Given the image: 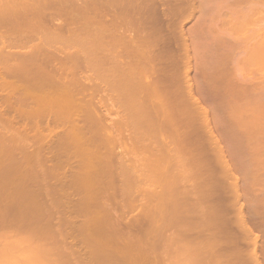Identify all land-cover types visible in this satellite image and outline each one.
I'll use <instances>...</instances> for the list:
<instances>
[{"label":"rangeland","instance_id":"rangeland-1","mask_svg":"<svg viewBox=\"0 0 264 264\" xmlns=\"http://www.w3.org/2000/svg\"><path fill=\"white\" fill-rule=\"evenodd\" d=\"M11 1H14L13 3H17V5H19L18 3L22 2L20 0H11ZM248 1L245 0V2L244 1L241 2L240 0H179V1L178 0H167V1L166 0H137V1L132 0V3H129V4L124 2V4H126V5L123 4L124 8L125 7H129V8H127V13L124 15H121V16H118V14H120V13L116 12L114 10L115 7L110 5V8H109V6L107 7L105 18L108 22H109V20L113 21V22L122 20L123 23L125 22L124 23L125 27H124V29L121 30V32H122V38L124 37V39L122 41H124V43L126 44L125 45L126 47L123 45V49L121 47L120 51H117L115 49L116 53L114 54V56H111V57H110L111 53L108 54L109 53L108 51L103 52V51H105L104 49L106 48V46H105L106 42L109 41V39H110L109 37L106 36L105 38H103L100 41L102 43H100V42H99V44L97 43L99 46H96L97 45L96 43H95L96 45H93L95 47H99L100 51H97L98 50L97 48L94 50L93 47L91 48V46H89L90 49L88 47V44H90V42H89L90 40L88 41L87 39L90 38V36L92 37L93 33L92 34L90 33L91 35L88 33H84L82 31L83 26H81V29H82L81 31H80V29L78 31H76L81 25V24L79 25V22H85L86 19L87 20H95L94 19L95 17H93L92 14H90V19H89V17H84V18L81 17L80 18V16L78 17L75 15L76 13H78V10H79V9L77 10L76 7L78 8L79 6H81V4L83 7L85 5L89 6V3H84V1H82V0H77V1L72 0L70 3L68 1H66L67 4H71V5L66 4V6H64L63 4L66 2L63 1L64 3L63 2L60 3L58 1L59 2L58 3L56 1L54 3L55 5L59 6L58 4L63 3L62 5L64 8L67 6H70L71 8L70 7H67V8L68 9L70 8L71 10L72 9L73 10L72 11L69 10V11H71L70 14H68L67 16L66 15L64 16L60 13L58 14L57 11L54 10L56 8V6H55V8H54V6L53 7H47V9L44 8L45 10L42 9V11L46 12L45 14L47 15V16H45V14H43L44 20L47 19L48 24L50 23V25H51V24H54L55 21H57L56 23H58L59 21H61V22L66 21V20L69 21L71 18V20L73 22H75L72 24L77 23L78 25H72V26L69 25L67 27L70 28V29L68 28L69 30H71L73 28L76 30H75V32H73L71 30L72 31L71 32V31L65 29V31H63V33H59L60 35H58V38L51 40V41L49 40V42L48 41L46 42L47 46L53 47V50H51L52 52L49 50L48 51L49 55L48 54L47 55L51 56V55L55 54L58 57L57 61H56V59L55 60L50 59V61H47L46 63H44V65L39 63V61H38V63L37 62L34 63L35 66L29 62L30 65H32L30 68L28 67L27 62L25 64L22 62L20 63V61L17 60V64H16V59H15V62H14V60L13 61H11L10 59H9L10 61L7 60L9 63L7 61H3V60L0 61V68H2V70L0 69V82L4 79L7 81L9 80V81H11V84L15 83V85H17L18 87L20 86L21 88L29 87L28 89L30 90V91L26 92L29 95H25L24 91H26L27 89L25 90L23 88L22 90H24V91H22V90H20L21 88L19 87V91H17V89H18L17 88L16 90H14L16 92H14V94H12L13 92H12L11 88H9V90L12 93L8 90L7 91L12 94V97L10 96V93H7L6 89L0 90V113H1V115H0V117H1L0 118V134H1V132L4 134L9 133L7 135L10 136L11 135L10 131L13 128H14L13 131L14 130L19 131V130H21V127H22V130L24 129V131L29 132L27 134H30V133L33 134V131L38 130V132L40 131V133L47 135L46 133H49L50 131H52V134H53V132L56 134V135L54 134V136L56 138L52 137L53 136L52 135L50 137L51 139H49L50 140L49 143L51 145L52 143H55L58 141L57 143H55L56 146H58L59 138L61 137V135L64 132H66V129L67 130L69 129L70 125L66 121H64V122L61 121L63 123L62 124L61 122H59L57 120H56L57 121L56 122L54 120L53 116H55V115H54V113L52 114V112L55 108L51 111V113H50V111H48L50 114L47 111H40L39 107L35 103V98L38 96V94L43 93V92L45 93L46 90H44V89H47L46 92L49 95L48 98L51 100L52 99H59L60 97L63 98V97H67V96L68 97L73 96L72 98L75 99V98H79L81 95H84V97H86V95H92L93 94L92 97H93V100L95 102H99V100L100 101L102 100L101 101L102 103L104 102V104H101L99 106V110H100L99 113L102 116L106 115V121H108V123L110 122L108 125H110V127L113 130H115L118 127L120 128L121 126H123L121 128H123L122 132L124 133V141L125 142H128L127 139H129V138L132 140L131 136H133V135H131V133L135 134L134 137L137 136L138 140L136 139L134 141L137 143V144L134 143L135 144L134 152H136V153L133 154L134 152H132V153L130 152L131 154H129V157L131 155V157H130L131 159H128V160H130V161H132V163L134 162L136 164L144 161L143 167H141V168L145 169L144 168V165L146 167L145 161L147 162V159H149L152 161V163L154 162V164L157 167V168L152 167L153 166L152 164H149V166H147L151 169L153 168V170H151V171L154 172L153 176H155V177H153V179H150V178L149 179L154 180L155 183L153 181L151 184V181L148 182V181H143V180H142L143 183H141V184L136 182V183H138V187H139V185L141 187L143 185L144 187L147 186L150 189V190H147V192H139V193L137 192L136 193V191H138V190L134 191L135 196L137 195L136 199L139 200L141 202V204H143L142 202L147 201L146 200L147 194H149V195L154 194L156 197H158V198L160 197L162 199V200H160L158 198L157 199L154 198V199L158 200L156 203H155V200L152 199L153 205L155 206V207L153 206L155 211L159 210L160 212H179V210H180V211L184 212V210L187 209L188 212H187V210H185V212H187L185 215V218H186L187 214L190 211L189 209L192 210V208L199 210V211L200 210L203 211L202 212L203 214H204V212L211 213V211L214 210L213 213L216 212V216L217 217L220 216V218H221V216H223L224 221H225L224 222L225 224H221V229L224 228L226 234L222 240L217 242V244L219 243L218 245L221 244L223 246L222 248H224L226 250V246H225L226 244H227V249H228V248H230L231 245L233 246L232 243H234V242H236L235 244H237V243L241 244L243 242L242 243L243 248L244 247L246 248L249 246V244H248L249 241L252 240L250 242V246L252 245V248H253V246L255 244L257 246V248L260 249V250L256 249V251L258 250L257 254H259V251H261V250L264 252V198L261 197L264 195V164H263L264 163V131L250 129L251 131L254 132L253 133V132H250V130L248 128L247 129L232 128L230 126V124L228 123V119H227V116L231 110V107L224 109L225 107H229L230 105L229 106L223 105L221 108H218L217 106H219V105L215 103L218 99V96H219L218 95L219 87H221V85H222L221 83L223 81V80H221V77L222 78L225 77L224 73H226V72L232 73L234 70V67L236 66L235 65L236 56L234 55L235 57H233L232 56L233 54H231V55L228 54L229 49H227L226 46H224L225 43H223L221 41V39H219L221 34H224V36L227 38L230 37V34H232L233 37L238 36L237 35L238 32L237 33L235 31H234L235 33L233 32L234 28H233V24L231 25L232 21L230 20L231 21V23H230L227 20L229 12L233 11V10H239V13H240V11H242V13H240V14H244L245 13L244 11H246L247 15H245V16L248 17L251 24L246 29V26H248V23H247V25L245 26L246 30L245 29L244 30H245V33H247V35H249V36H250V34H251V36H252V34H255V33H253V31L262 33L263 29H264V26H263L264 25V0H248ZM8 2H9L8 0H0V6L1 5L5 6V5H7ZM24 2L25 1L23 0V3H20V5L24 4ZM133 2H134V4H133ZM10 4L8 3V5L5 7L1 6V9H0V16H1L0 17V20H1L0 23H1V25L2 24L4 25V27L2 25V28H0V32H2V33H0V35L4 36V37L2 36L3 39L1 37V39H2L1 41H4V39H7V37H11L12 34L16 35L17 33H19L18 30L23 28L24 24L27 26V24L24 23V21L17 19L15 11H16V13L20 12V11H17L19 6L17 7L16 5L11 4L12 6L17 7L15 9H13V10H15L13 12V10L11 9L12 6ZM25 4H27V2H25ZM253 4H254V8H256L255 5L258 4V10H256L257 9L256 8V9H254V10H256V13H253L254 10H252V12L249 13L248 11L250 9H253V6H252V8H250V5H253ZM9 5H10V7H9ZM28 5H29V2H28ZM170 5H172V6H170ZM6 7L8 10H5ZM21 7H20V9H22ZM3 8H5V9H3ZM68 9H66V11H68ZM69 11L67 13H69ZM236 12L238 13V11H236ZM40 14L42 15V13H40ZM71 14H74V16L73 15L71 16ZM41 15H38L35 17H37V19L40 17H41V19H43L42 18L43 15L42 16ZM216 16H218V18H220V17L224 18L225 22H223V23L222 22H216V23L213 22V20L215 19ZM75 17H76V19H75ZM18 18H20V17L18 16ZM12 22H14V23H12ZM253 23H254V25H253ZM259 25L261 28L259 27ZM3 28H5V29H3ZM13 28L16 30H13ZM24 29H25V27H24ZM24 29H21V31ZM259 29H262V31ZM7 30H11L12 32L7 31ZM14 31H18V32L15 33ZM182 33H183V35H181ZM239 34H241V33H239ZM257 34H259V33H257ZM69 35L72 36L71 39L69 38ZM252 38H253V36L251 37V40L249 39L248 41L242 42L239 47L245 46L246 43H247V45H249V44L252 45L256 40L255 37L253 39ZM258 39H259V37H258ZM248 42H249V44H248ZM250 42H252V43H250ZM260 43H262V42L260 41ZM1 44H2V42H1ZM255 44H256V42H255ZM241 45H243V46H241ZM1 46L2 45H0V50H1L2 54H5V53L9 54V52H11L10 54L16 53V55H18V54L22 55V53H25V51L26 52L28 51V48H27L28 45L26 47H21V46L15 47V46H13V48H10L7 46V51H9V52L4 53V50H3V48H1ZM2 47H4V49H5V46H2ZM106 49H108V48H106ZM263 50L264 49L261 48L260 51L264 52ZM225 52H227V53H225ZM236 52L237 51H235V53ZM113 53L114 52H112V54ZM167 53H170V54L172 53V56L169 57L168 55H166ZM241 53L242 52H240V55H241ZM67 54L71 55L75 59L74 58L72 59L70 56V60L68 58L66 60L65 58L69 56ZM100 54H102V55H100ZM117 54H118V56H117ZM238 55H239V53H238ZM93 56H95V57H93ZM96 56H98V57H96ZM112 57H115V58H112ZM95 58H97V59H95ZM104 58H106V59H104ZM111 58H112V60H111ZM118 58H120L119 61L116 60ZM121 59H122V62H120ZM48 62H49V64H48ZM38 64H39V66L37 67ZM5 66L6 67L9 66L8 68L18 66L17 67L18 70L21 69V72L23 71L22 73L24 76L22 74H20V75L22 77H24L26 81H24L22 79V77H17L19 75V73H21L20 71H19L18 75H15L13 73L14 76L17 78H15L13 76V74L10 73L12 76L11 77L12 79L9 78L10 76L7 77V79H6V73L8 72V68L4 69ZM155 66H156V68H155ZM242 66L244 67L245 64L242 63L241 67ZM25 67L27 68L28 71L25 69ZM41 67H43V68H41ZM247 67L245 66V68H247ZM68 68L72 69V70L74 68L75 69L71 73L70 72L68 73L66 71L65 72L62 71V70H68ZM152 68L155 70H153ZM160 68L164 69L163 70V72H165L164 75H162L160 73L161 72L160 70H162ZM245 68L243 70H240L239 73H242L244 77L255 78L254 79L255 82L259 83L260 81H262V79L264 77V69L258 70L256 73L253 74L252 72L250 73L251 70H248ZM6 69H7V71H6ZM52 69L53 70L56 69L59 72H57V74H53V73L50 74L51 72H53ZM25 70H26V72H25ZM44 71H46V72H44ZM27 73H28V75H27ZM40 73H41V75H40ZM1 74H2V76H1ZM16 74H17V72H16ZM156 74H158V75H156ZM42 76H44V77H42ZM154 76H156V77H154ZM51 77L52 78L54 77V78L52 79ZM73 77L74 78L80 77L83 80L89 79L90 81H88V83L86 81L87 84H86V87H84V88L78 89V88L72 86V87H70V90H67L64 93H58L57 91H55V92L50 91V93L48 92V90L50 88L49 87L46 88L47 87L46 83L53 82L52 84H55V86H57V85H61L63 83L65 84V82H70L71 80L74 79ZM158 77H159V79H158ZM27 78L29 81L28 84H27ZM71 78H73V79H71ZM42 79L44 82L42 81ZM65 79H67V80H65ZM82 79H80V80H82ZM15 80H17V81H15ZM38 81H39V83H38ZM158 81H159V84H158ZM89 83L93 87H94L95 83L98 86L100 84V86H99L100 89H97L98 91L97 90L95 91V88H94V91H93L92 90L93 87H91V85H89ZM219 84H221V85L219 86ZM22 85H24V86H22ZM141 85H142V87H141ZM223 87L224 86H222V88ZM39 88H41V89H39ZM222 88H220V89H222ZM90 89L93 91V92L91 91L92 93H89ZM221 93H219V94H221ZM35 95H37V96H35ZM3 96L6 98V100L4 99ZM190 97L193 100H191ZM179 98H181L182 100ZM16 100H17V102H15ZM36 100H37V98H36ZM4 101H6V102H4ZM18 101H20V102H18ZM23 101L24 102L29 101V102L24 103ZM116 101H119V103H117ZM113 102H115L117 105L116 104L114 105ZM173 103H174V105H173ZM210 103H212V104H210ZM111 104L114 105L112 110L110 109ZM198 106L200 107L199 111L201 112V115L206 113V114H208L209 119L211 117V119H210L211 123L209 122L210 127L207 128V130H206V128L204 129L203 126H201L202 125L200 123L201 116H198V118L196 119L197 121L194 124H192V126H188L186 123L182 122L187 117L196 116V109L198 108ZM215 110H217L216 111L217 113L216 112L214 113V115L216 114L214 117V116H212L213 115L212 112H214ZM227 111H229V112H227ZM43 112H46V113H43ZM248 112H249V110L243 109L238 113V115H245ZM37 114H39V115H37ZM74 115L77 116V114H74ZM80 116H81V114H80ZM35 117L38 119L40 118V119L38 120ZM72 117H73V114H72ZM173 117H176V118H174L175 119L174 126L172 124H171L172 125L171 126L168 121L171 119L174 120ZM78 118H79L78 121H80L79 123H81L80 128L83 129V127H84L82 132H84L86 130L85 132L89 133V134H86L84 138L86 139V137L88 135H89L88 138H91L90 131H87V129H85V125H83L85 123L81 122L82 119L79 117V115H78ZM120 119L122 121H120ZM16 120H18V121H16ZM31 122H32V124H31ZM4 124H5V126H4ZM9 124H11V125H9ZM33 124H35V125H33ZM67 124H68V126H67ZM70 124H71V122H70ZM216 124H217V127L215 126ZM218 125H222V126L218 127ZM7 126H9V127H7ZM211 126H212V128H211ZM47 128L49 129V132L47 131L48 130ZM133 128H135V129H133ZM180 130H182L183 133L184 132L190 133L188 139L187 140L184 139L186 142L183 141V137H178L175 135L177 133H174V132L180 131ZM257 131H259V132H257ZM139 132H141V133H139ZM142 132H144V133H142ZM159 132H160V134H159ZM162 132H163V134H162ZM152 133H156V134H152ZM146 134H148L149 137ZM160 135L163 138H161ZM3 136H5V135H3ZM6 136H5V140L8 139V136L7 137ZM191 137H193V138H191ZM3 138L1 137L0 139H3ZM20 139H19V141H20ZM26 139H25L26 142H24V140H23V142L20 144L26 143V144H23L24 147H25V145L27 146V147H25V151H27V149L28 150L32 149L31 152H33V149L35 147V144H34L35 141L31 140L30 138H29V140L28 139L26 140ZM46 139H48V137H46ZM52 140H53V142H52ZM8 141H9V139H8ZM4 142H0V153H1V155H0L1 156L0 157V162H1L0 163V175H1L0 176V238H1L0 239V256L3 254V252L4 253L8 252V253H6V255H7L12 251L15 252L18 248V252L21 253L20 259H22V258L24 259V256H22L23 251L22 252L20 251L19 245L22 244L21 246H23V245L30 243L32 245V246H30L31 247L30 250L33 248V251L28 250V252H27L28 254L25 251L24 255H25V258L27 257V255H28V257L33 256L32 257L33 258V262H32L33 264H49V263L54 264L58 261L62 262L63 264H68V263L69 264H79V263L80 264H87V263L88 264H102V263L105 264L103 259L106 262L107 259L109 261V259L111 257H119V256H116V255H118L117 254L118 251L117 252L114 251L116 253V255L114 254V252H113V254H114L113 255L111 250H110L111 253H109L110 252L109 250H105L106 246L105 247L103 246L104 244H106L105 240H103V237L105 235L103 233L105 231L102 230L103 233H102V231H100L101 229H99V228L101 226H99L97 230H96V228L94 229L96 231L99 230L98 232L95 231V233L93 232V229L91 230V227L89 225H87V226L90 227V230L85 231L84 228L83 229L79 228L81 225H83L85 223L84 221H86V220H84V219L88 218V216L91 215L92 211H93L92 214L94 215L95 214L94 212L96 210L99 211L100 213H102V212L104 213V212H108L111 209V206L109 207V202H108L109 199H108V197H106L108 195H106V194H110L112 189H110L111 191L107 190V188H105L106 187L105 184H104L105 187L102 186V184L106 183V181H108L110 179V177L107 176V177H109L107 180V178L105 177L106 173H104V172L98 174V175H100L99 177L97 174L92 175L93 173H95L94 170H101L100 167L102 168V166H100L97 163V161H95V157L97 156V153H96V156L94 155L95 157H93V158L90 157L91 160L86 162L87 159L85 160V157H83V159L80 162L79 159H81V158H79L78 159L79 161H78V160H76L77 157L75 158L72 155L73 153H72L71 149L73 150V145H76L72 142H69L68 144L64 142V146L62 143V146L64 149L61 148V146L58 147L59 149L54 147L55 144H52L53 147H51L49 145L50 148L48 145L47 146L45 145V147H42L41 153H40V151L37 152V155L39 153L41 156L39 158H43L42 161H46V159H48L47 153L50 152L51 156L48 159L49 161H46L43 163L38 158H35L36 156L32 159L30 157H27V156L25 157L23 154L17 152L18 148L17 149L14 148L15 150H12L13 147L11 148L10 146H8L9 150L11 151V152H9L8 148H6L9 143H7V141L5 143ZM11 142H10V144H11ZM13 143H15V141H13ZM76 143H78V142H76ZM17 144H19V143H17ZM1 145H2V148H1ZM14 145L16 146V144H14ZM19 146H22V145H19ZM31 146H34V147H31ZM37 146L38 145H36V148H37ZM65 146H67V147H65ZM142 146H143V148H142ZM16 147H18V146H16ZM68 147H70L71 149ZM4 148L6 149V151L8 153L5 151ZM116 148H119V146H116ZM2 149H4L3 151H5L6 153L2 152L1 151ZM148 149H150V150H148ZM45 150L49 151V152L44 153V152H46ZM140 150H142V151H140ZM57 151H59L58 153H60V154H58ZM139 151L143 154L142 156L138 155V154H141ZM22 152H24V149H22ZM27 152H29V151H27ZM27 152H24V153H27ZM35 152H36V150H35ZM42 152H43V154H45L47 156L42 157V156H44L42 154ZM33 153H31V154L34 156ZM2 154H4V155L6 154V156H4ZM25 155H28V154H25ZM32 155H31V157H32ZM35 155H36V153H35ZM53 155H55V156H53ZM136 155H138V156L136 157ZM60 156H61V158H59ZM23 157H24V159H22ZM133 157H135V158H133ZM26 158H30V160L26 159ZM44 158H46V159L44 160ZM25 159H26V161H25ZM25 162H26V164H25ZM88 162L90 164H88ZM261 162H263V163H261ZM85 163H86V165H85ZM149 163H150V161H149ZM197 163L200 164L198 167H200L201 164H203L202 166L204 167V165L206 164L207 168L205 167L204 169L200 170L197 167H194L193 164L196 165ZM5 164H6V166H5ZM13 164H15V165H13ZM42 164L43 165L45 164V165L42 166ZM81 164H83L85 167H83V165L81 167ZM92 164H93V166H92ZM162 166L166 167L165 169H167V167H168V169L166 171H164V167H163V170H161L160 168ZM226 166H227V169L229 172L228 171H226V172L222 171V167L224 168ZM96 167H98V168L95 169ZM136 167H138V166H136ZM147 167H146V169H147ZM16 168L18 171L16 170ZM91 168H92V170H91ZM129 168L131 170V167H129ZM129 168L128 169L125 168V169L129 170ZM138 168H140V165ZM154 168L157 169L158 171L161 170V171H159L160 174H156L157 171ZM189 168H191V169H189ZM22 169H24V170L22 171ZM44 169H45V171H44ZM83 169H84V174L79 177L80 174L78 175V173L82 174L83 171H81V170H83ZM103 169L104 168H102V170ZM118 169L120 170L119 172L116 171ZM125 169H124V172H126ZM143 169L142 170L139 169V170L144 172L145 170H143ZM76 170L78 172H76ZM116 170H114V171L117 172V175L118 174H121V175H119V176L116 175V179L113 178V179H115V181L119 180L120 182H122V180H123V182H124L125 179L127 180L129 177H131L133 175V172L129 173L128 171H127V173H124V175H123V173H122L123 171H122V169H120V167H118ZM147 170L145 173L147 175L149 174V177L152 178V175L150 174L152 172L149 170H148L149 172H147ZM154 170L156 171V173ZM79 171H81V172H79ZM86 171H87V173H86ZM91 171L92 172L94 171V172L92 173ZM103 171H105V170H103ZM17 172H18V174H17ZM41 172H43V174ZM97 172H100V171H97ZM90 173H92L91 175L93 177L88 175ZM131 173H132V175L128 177V174H131ZM136 173L138 176V172H136ZM136 173H134V174H136ZM5 174H7V175H5ZM44 174H46V175H44ZM74 174L78 175L77 178H76V175H74ZM107 175H108V173H107ZM126 175L128 178L126 177ZM139 175H140V173H139ZM36 176L39 177L40 179L37 178ZM46 177H47V179H46ZM59 177H60V179H59ZM132 177H134V176H132ZM171 177H172V179H171ZM209 177H211V179L213 181L210 184H208L209 182L206 184L205 182L208 181V179H210ZM91 178H94V179L96 178L97 180L98 179L99 180H105V178H106V180L104 182L101 181L103 183H100L103 188H101V186L100 187L97 186V188L99 187L100 189L98 188L97 192H95V193H97L100 196H98L97 194L94 195L93 194L94 192H90L91 189L89 192L88 191L84 192V190L86 188H84V190H82L83 189L82 185L86 184V182H84V181H86L87 179L90 181ZM134 178L135 179L137 178V180H141V178H143V177H141V178L134 177ZM194 178H195V180H194ZM119 181H118V183L116 182L118 184L117 187L119 186L118 191L116 189L117 187L115 188L116 191L114 190L115 195L118 194V196L116 195V197L118 199L112 205V208L115 209L117 212H121V209H123L124 205L126 204L127 201H125L126 198H124V197H126L125 192H127L128 189L130 188V186L126 182H124V183H126L128 185V188H127V185L124 184L123 182L120 183L121 184V186H120ZM167 181H169V182H167ZM190 182L191 183L193 182L195 187ZM188 183H189V185H187ZM72 184H75V185L72 186ZM78 184H82V185H80L82 188H80V186ZM132 184H134V183H132ZM132 184H130V185H132ZM148 184H149V186H148ZM75 186H77V188ZM135 186L137 187V185H135ZM191 186H193L194 188H190ZM132 187H133V185H132ZM134 187H133V189L132 188H130V189L135 190L136 188H134ZM183 187L185 189H188V190H186V192H185L184 191L185 189ZM51 188H53V190ZM97 188L95 187V189H97ZM146 188H143V189H145L143 191H146ZM207 188L212 190L213 193L209 190L211 192L210 195H209L210 192H208L202 196H205L208 194V196H210V198H209L210 203L207 202L206 199H204V200L207 202V204L204 203L205 201L204 202L201 201V203H200V200H199L200 197H198V196H201L202 193H205ZM234 188H236V190ZM108 189H109V187H108ZM140 189H142V188H140ZM191 189H193V190H191ZM54 190H55L56 194H55ZM94 191H96V190H94ZM175 191H176V193H175ZM178 191H180V192H178ZM61 192H63V193H61ZM129 192L133 193L131 191H129ZM174 194H176V195H174ZM177 194H178V196L180 195L179 199H178V197H175V196H177ZM181 195L187 196L186 198H184L186 200H184L183 199L184 196L182 197ZM93 196L99 197V198L96 197L97 200H95V201L93 200L94 203L96 202L95 203L96 207H90L91 203L93 206V202L91 201V199H93ZM169 196H171V197L168 198ZM202 196H201V198H202ZM256 196L259 197L258 200H257V198H256V200H254L255 199L254 197H256ZM173 198L174 199L177 198V199L173 200ZM180 198H182L183 200H181ZM210 199H211V201H210ZM159 201H160V203H159ZM173 201H175V202H173ZM187 201L189 202L190 205H194V206L189 207L190 205L188 204ZM88 202L90 204H88ZM147 202H149V201H147ZM68 203H70V204H68ZM182 203H184V204H182ZM79 205L80 206L85 205L86 207L89 205V207H87V208L85 207L84 208L85 210L80 209L81 210L80 211L77 209V208H80ZM150 205H151V203H150ZM226 205H227V207H226ZM76 206H79V207H76ZM195 206H197L198 208ZM240 206H242V207H240ZM136 207L139 208V206H135L131 209H128V208L126 209L124 207V212L127 211V212H125V213H127V217H130L132 215L134 216L138 213V210H140V208L138 209ZM81 208H83V207H81ZM239 208H241L240 209L241 211L239 210ZM75 209H77V210H75ZM83 211L84 212L86 211L87 213L89 212L90 214L88 213L89 215L88 214L85 215L86 212L84 213ZM131 211L133 214L131 213ZM201 211L199 212L200 214H201ZM185 212H184V214H185ZM239 212L240 213L242 212L244 214V217H243V214L241 213L242 214V218H241V214ZM38 214H40V216ZM128 214H129V216H128ZM190 214H191V216H188L189 218H186V219L185 218L182 219L183 217L182 218L178 217V220L176 218V221L174 219L173 221H175L174 222L175 225L173 227H169V228L165 227L163 229V231H164L163 234L159 237L160 239L158 238V240L154 244H157L158 242H159L158 244H160V243L164 244L168 241L167 238L169 236H173V237L175 236L177 239H179V241H176L177 244L178 243H184V241H185V243H189L188 245H190V247H191V244L193 247V246H195V243H196L195 247L198 248V244L204 243L203 237L207 238V237L203 236L205 233L202 234L201 230L203 229V232H204V228L213 227L210 225H213L212 222L214 220L212 221V219H211L209 221H205V223L204 222L202 223V222H200L202 220V218H201V220L199 218L201 216L196 217L199 214L196 215L193 211L190 212ZM190 214H188V215H190ZM193 214H195L196 216ZM239 214H240V216H239ZM60 216H61V218L63 216V218H62L63 220H60L61 219ZM192 216L193 217L195 216V217L193 218ZM255 216L257 218H255ZM239 217L242 220L243 219L246 220L245 221L246 224L245 223L244 224L246 226H248V228H250L251 231L253 230L252 231L253 234L251 233V235H248L247 237L240 236V229H241L240 226L242 225V223L240 225ZM220 218L216 219V217H214V219L216 221L219 220ZM50 219H51V221H49ZM180 219H182V222ZM197 219H199V220H197ZM66 220H68V221H66ZM159 220H161V219H159ZM37 221H38V223H37ZM63 221H65V223H63ZM73 221H75V223ZM81 221L84 223H81ZM202 221H204V220H202ZM50 222L52 224H50ZM66 222H69V223H66ZM199 222H200V225L202 223V227L204 226L203 228L200 226L202 228L201 230H200V228L198 229V227H197L199 225L197 223H199ZM219 222L220 221H218L217 223H219ZM255 222L256 223L260 222V224H255ZM39 223H40V225H39ZM145 223L142 224V227H141L142 229H145V228L147 229L148 226H151V225H148V223H147V225H148L147 226ZM84 225L86 228V224H84ZM216 225H214V226H216ZM258 225H260V226H258ZM44 226H47V227H44ZM218 227H220V225H218ZM29 228H33V230H35V229H37V230L38 229H46V231L48 230L49 232L47 231V232L41 234L40 230L38 231L39 232L38 233L36 230L32 231ZM47 228H49V229H47ZM78 228H79V230H78ZM221 229H220V231H221ZM8 230H10V231H8ZM27 230H30V232ZM183 230H184V232H183ZM213 230H214V228H213ZM52 231H53V233H52ZM76 231H78V232H76ZM89 231L93 232V234L90 232L91 233L90 235H92L93 238H94V235L97 233L98 237L95 235L97 239L94 241H96V243H97V240H99L98 245L102 244L101 246H99L100 248H98V246H96V248H94L93 246L96 245L94 242H93V244L89 243L92 240V239L90 240V238L88 237L87 233H89ZM207 231L205 230V232H207ZM23 232H24V234H23ZM76 233H78V234H76ZM98 233H99V235H98ZM216 233H217V235L220 234L219 232H216ZM6 234H8V236H6ZM45 234H47V235H45ZM72 235H74V236H72ZM19 236H21V238H18ZM92 236H90V237H92ZM99 236H100V238H99ZM87 237L89 239H87ZM101 237H102V239H101ZM14 238L16 239V242H14ZM83 238H84V240H86L87 243L84 240H82ZM254 239H255V241H254ZM9 241H11V242H9ZM23 241H24V243H23ZM25 241H27V243ZM16 243L18 244V246ZM33 243H35V245ZM208 243H210V242H208ZM30 244H28V245H30ZM51 244H52V248H51ZM247 244H248V246H246ZM90 245H92V246H90ZM188 245H186V246H188ZM201 245H203V244H201ZM35 246H37L36 247L37 249H35ZM256 246L254 247V250H255ZM182 247L180 246V250L178 249V252H177L178 254L176 253L177 255H179V253H180L179 251H181V253H184V251L187 250L186 248H188V247H183L186 249V250H184V249H181ZM46 248H47V251H46ZM90 248H92V249H90ZM189 249L193 252L194 247H193V249H191V248H189ZM208 249L209 248H207V250ZM67 250H69V253L71 252L73 254H70V256H69V253ZM92 250H94V252ZM182 250H183V252H182ZM205 250H206V248H205ZM211 250L212 249L210 248L209 249L210 253L209 252L203 253L204 250H203V252L200 250L201 253L198 255L199 251H198V249H196V252H198V253L194 252L193 254H195V253L197 254L196 257L198 258V260L201 257L202 258L203 257H206V258L210 257L211 258L213 255ZM256 251H254V252L256 253ZM34 252H35V255H34ZM39 252L42 254H40ZM263 252H261V253H263ZM202 253H203V256H201ZM251 253L252 252L250 251V257L252 258ZM31 254H33V255H31ZM36 254H37V256L44 254L43 258L40 260V262H34V259L36 258ZM3 255H5V254H3ZM16 255H17V253H16ZM72 256H73V258H71ZM93 256H94V258H93ZM98 256H99V258H98ZM120 256H121V254H120ZM260 256H262V254ZM28 257H27V259H30V261H32V258L31 257L28 258ZM7 258H4V259L1 258L3 261L0 260V264H16L15 263L16 257H15L14 263L12 260L9 261ZM67 258H69V259L66 260ZM258 258L260 260V257H258ZM263 258L264 257H261V260H262V261L260 260L261 264H264ZM18 259H19V256H17V260ZM116 259L119 261L118 258H116ZM45 260H47V261L44 263ZM81 260L83 263L81 262ZM112 260H113V258H112ZM112 260H111V262H113ZM228 260H230V261H228ZM235 260H236V258H233V257L225 259L226 262L227 261L228 262L233 261L234 263L231 262L233 264H236ZM22 261H23V264H26V262H27V264H29V262H30V261L28 262V260H26V259L22 260ZM54 261H56V262H54ZM115 263H116V261H115ZM186 263L189 264V262L184 263L183 259H182L181 263L179 262L178 264H186ZM111 264H113V263H111ZM190 264H193V263H190Z\"/></svg>","mask_w":264,"mask_h":264},{"label":"bare ground","instance_id":"bare-ground-1","mask_svg":"<svg viewBox=\"0 0 264 264\" xmlns=\"http://www.w3.org/2000/svg\"><path fill=\"white\" fill-rule=\"evenodd\" d=\"M9 2V4L11 3H13L14 1H11V0H8ZM20 1H22V2H20V3H23V0H20ZM25 2H27V4H25V2H24V4H22V5H20V3H18L19 5H17V3H13L14 5H16L17 7L19 6V8L17 9V11H20V12H18V13H16V11L15 10H13V9H15V8H17L16 6L14 7V6H12L11 4V9L13 10V12L15 11V14H16V16H17V19H19V20H22V21H24V23H26L27 24V26L24 24V27H25V29H24V27L23 28H21V29H24V30H22L21 31V29L20 30H18L19 31V33H17L18 31H14L15 33H17L16 35L14 34H12V36L11 37H7V39H4V41H1L2 39H3V35H0V45H2V46H5V49H4V47H2L1 46V48H3V50H4V53L5 52H9V51H7V46L8 47H10V48H13V46H21V47H26L27 45V48H28V51L26 52L25 51V53H22V55L21 54H18V55H16V53H12V54H10L11 52H9V54H2L1 53V50H0V61H7V60H11V61H13L14 60V62H15V59H16V64H17V60H19L20 61V63L22 62V63H25L26 64V62L28 63V67L30 68L32 65H30V63L31 64H33L34 65V63L35 62H37L38 63V61H39V63H41V64H43L44 65V63H46L47 61H50V59H52V60H55L56 59V61L58 60V57L54 54V55H51V56H48L49 54H48V51L50 50H53V47H50V46H47L46 45V42L48 41L49 42V40L51 41V40H54V39H56V38H58V35H60L59 33H63V31H65V29H67V30H69L70 28L69 27H67V26H69V25H78L77 23L76 24H72V23H75V22H73L72 20H71V18H70V20L69 21H63V22H61V21H59L58 23H56L57 21H55V23L54 24H51L50 25V23L48 24V22H47V19L46 20H44V15L43 14H45L46 12H44V11H42V9L43 10H45L44 8H46L47 9V7H53L54 6V8H55V6H56V8L59 10H57L56 8L54 9V10H56L57 11V13L59 14H62V15H68V14H70V12L73 10H71L70 8V6H67V7H70L69 9L67 8V7H63V5L64 6H66V4H67V2L66 1H68L69 3L72 1H70V0H24ZM66 2V3H62V4H58L59 6H57V5H55L54 3L55 2ZM77 1V0H76ZM82 1H84V3H89V6H87V5H85L84 7L82 6V4H81V6H79L78 8L76 7V9L78 10V13H76L75 15L76 16H80V18L81 17H89V19H90V14H92L93 15V17H95L94 19L95 20H87L86 18V21L85 22H79V25H80V27L76 30V29H71L73 32H75V30L76 31H78L79 29H80V31L82 30L84 33H88V34H92L93 36L91 37L90 36V38H88L87 40L90 42V44H88V47L89 46H91V48L93 47L94 48V50L97 48L98 50L97 51H100L99 50V47H95V46H93V45H96L97 43L99 44V42L103 39V38H105L106 36L107 37H109L110 39H109V41H107L106 42V48H108V49H104L105 51H103V52H106V51H108L109 53L108 54H110V57L111 56H114V54L116 53L115 52V49L117 50V51H120V49H121V47H122V49H123V45L125 46L126 44L124 43V41H122L123 39H124V37L122 38V32H121V30L122 29H124V27H125V22L123 23L122 22V20L121 21H116V22H113V21H110L109 20V22L106 20V10H107V7L109 6V8H110V5L111 6H114L115 8H114V10L116 11V12H119L120 14H118V16H121V15H124V14H126L127 13V8H129V7H125L124 8V6H123V4H124V2L125 3H132V0H82ZM133 1H137V0H133ZM167 1V0H166ZM179 1V0H178ZM241 2H245V0H240ZM248 1V0H247ZM16 2V1H15ZM28 2H29V5H28ZM249 2V1H248ZM8 3H7V5H8ZM31 3V4H30ZM127 4V5H128ZM133 4H134V2H133ZM7 5H5V6H7ZM10 5H9V7H10ZM67 5H71V4H67ZM124 5H126V4H124ZM175 5V4H174ZM1 6H4V5H1ZM1 6H0V9H1ZM4 6V7H5ZM22 6V7H21ZM78 6V5H77ZM170 6H172V5H170ZM252 6H253V9H250L248 12L249 13H251L252 12V10H254V9H256V10H258V4L257 5H255V7L256 8H254V4L253 5H250V8H252ZM20 7L22 8V9H20ZM194 7V6H193ZM74 8V7H73ZM113 8V7H112ZM3 9H5V8H3ZM2 9V10H3ZM10 9V8H9ZM20 9V10H19ZM66 9H68V11L69 10H71V11H69V13H67L68 11H66ZM193 9V8H192ZM5 10H8L7 9V7H6V9ZM22 10V11H21ZM256 10H254L253 11V13H256ZM11 11V10H10ZM42 11V12H41ZM55 11V12H56ZM129 11V10H128ZM236 11H238V13H239V10H233V11H230L229 12V15H228V21L231 23V21H232V23H231V25L233 24V32L235 31L236 33L238 32V36H235V37H233L232 36V34H230V37H225L224 36V34H221L220 35V38L219 39H221V41L223 42V43H225L224 44V46H226V48L227 49H229L228 51V54H233L232 56L233 57H235L236 56V61H235V67H234V70H233V72L232 73H229V72H226V73H224V75H225V77H221V80H223L222 81V85L221 84H219V86L221 85V87H219V92H218V99H217V101L215 102L216 104H218L219 106H217L218 108H221L223 105L224 106H229V107H225L224 109H226V108H230L231 107V110H230V112L229 111H227V112H229L228 113V116H227V119H228V123L230 124V126L232 127V128H235V129H255V130H261V131H264V77H263V79H262V81H260L259 83L258 82H255L254 81V79L255 78H251V77H244L243 76V74L242 73H239L240 72V70H243L244 68H245V66L247 67V68H245V69H248V70H251L250 71V73L252 72L253 74L254 73H256L258 70H261V69H264V52H261L260 50H261V48L262 49H264V29H263V32L261 33V32H255V31H253V33H255V34H252V36H253V38L255 37V39L257 40L258 39V37H259V39L256 41L255 39V42H256V44H255V42L251 45V44H249V42H248V44L249 45H247V43H246V45L245 46H243V45H241V46H243V47H239L240 46V44L242 43V42H244V41H248L249 39L251 40V34H250V36L249 35H247V33H245V30L249 27V25L251 24L250 23V21H249V19H248V17L247 16H245V15H247V13H246V11H244L243 13L244 14H240V13H242V11H240V15L236 12ZM42 13V15L40 14V13ZM172 12V11H171ZM175 12V11H174ZM179 12V11H178ZM260 12V11H259ZM56 13V14H57ZM248 13V14H249ZM262 13V12H261ZM260 13V14H261ZM258 14V13H257ZM38 15H41L42 16V18L43 19H41V17L40 18H38L37 19V17H35V16H38ZM74 16V14H71V16ZM166 15V14H165ZM245 17H244V16ZM250 15V14H249ZM259 15V14H258ZM18 16L21 18H18ZM45 16H47L46 14H45ZM176 16V15H175ZM179 16V15H178ZM222 16V15H221ZM1 17V16H0ZM252 17V16H251ZM47 18V17H46ZM49 18V17H48ZM51 18V17H50ZM179 18V17H178ZM217 18V19H216ZM250 18V17H249ZM75 19H76V17H75ZM254 19V18H253ZM231 20V21H230ZM1 21V20H0ZM77 21V20H76ZM84 21V20H83ZM175 21V20H174ZM179 21V20H178ZM249 21V22H248ZM254 21V20H253ZM213 22H225V19L224 18H222V17H220V18H218V16H216L215 17V19L213 20ZM12 23H14V22H12ZM83 23V24H82ZM247 23H248V26H246L247 25ZM178 24V23H177ZM3 25V24H2ZM2 25H1V23H0V28H2ZM175 25V24H174ZM253 25H254V23H253ZM18 26V25H17ZM81 26H83V28L81 29ZM245 26H246V29H245ZM252 26V25H251ZM256 26V25H255ZM254 26V27H255ZM258 26V25H257ZM264 26V25H263ZM3 27H4V25H3ZM22 27V26H21ZM259 27H260V25H259ZM69 28V29H68ZM256 28V27H255ZM261 28V27H260ZM3 29H5V28H3ZM245 29V30H244ZM257 29V28H256ZM12 30V29H11ZM11 30H7V31H11ZM13 30H16V29H14L13 28ZM71 30H69V31H71ZM244 30V31H243ZM251 30V29H250ZM259 30H261L262 31V29H259ZM21 31V32H20ZM71 31V32H72ZM241 31V32H240ZM248 31V30H247ZM258 31V30H257ZM12 32V31H11ZM13 32V33H14ZM182 32V31H181ZM234 32V33H235ZM244 32V33H243ZM251 32V31H250ZM0 33H2V32H0ZM5 33V32H4ZM7 33V32H6ZM9 33V32H8ZM239 33H241V34H239ZM257 33H259V34H257ZM90 34V35H91ZM245 34V35H244ZM249 34V33H248ZM6 35V34H5ZM41 35V36H40ZM181 35H183V33L181 34ZM261 35V36H260ZM3 36V37H2ZM161 36V35H160ZM1 37H2V39H1ZM71 37L72 36H70L69 35V38L71 39ZM175 37V36H174ZM250 37V38H249ZM68 38V39H69ZM144 38V37H143ZM252 38V39H253ZM168 39V38H167ZM140 40V39H139ZM87 41V42H88ZM129 41V40H128ZM167 41V40H166ZM260 41L262 42V43H260ZM1 42H2V44H1ZM177 42V41H176ZM179 42V41H178ZM96 43V44H95ZM100 43H102V42H100ZM128 43V42H127ZM166 43V42H165ZM250 43H252V42H250ZM96 45V46H99V45ZM133 44V43H132ZM245 44V43H244ZM126 47V46H125ZM155 47V46H154ZM158 47V46H157ZM225 48V47H224ZM89 49H90V47H89ZM101 49V48H100ZM157 49V48H156ZM6 50V51H5ZM92 51V50H91ZM124 51V50H123ZM235 51H237L236 53H235ZM242 52L241 53V55H240V52ZM264 51V50H263ZM52 52V51H51ZM96 52V51H95ZM102 52V51H101ZM112 52H114L113 54H112ZM122 52V51H121ZM54 53V52H53ZM99 53V52H98ZM118 53V52H117ZM225 53H227V52H225ZM238 53H239V55H238ZM48 54V55H47ZM67 55H69V54H67ZM91 55V54H90ZM100 55H102V54H100ZM120 55V54H119ZM166 55H168L169 57L170 56H172V53L170 54V53H167ZM174 55V54H173ZM235 55V56H234ZM62 56V55H61ZM60 56V57H61ZM65 56V55H64ZM70 56L71 55H69L68 57H66L65 59L67 60V58L70 60ZM116 56V55H115ZM117 56H118V54H117ZM116 56V57H117ZM163 56V55H162ZM59 57V58H60ZM93 57H95V56H93ZM96 57H98V56H96ZM103 57V56H102ZM122 57V56H121ZM71 58L73 59L74 57H72L71 56ZM112 58H115V57H112ZM112 58H111V60H112ZM145 58V57H144ZM48 59V60H47ZM63 59V58H62ZM75 59V58H74ZM77 59V58H76ZM95 59H97V58H95ZM104 59H106V58H104ZM119 59L120 58H118V59H116L117 61H119ZM235 59V58H234ZM9 60V61H10ZM115 60V59H114ZM160 60V59H159ZM101 61V60H100ZM99 61V62H100ZM105 61V60H104ZM108 61V60H107ZM162 61V60H161ZM8 62V61H7ZM30 62V63H29ZM109 62V61H108ZM120 62H122V59L120 60ZM154 62V61H153ZM157 62V61H156ZM164 62V61H163ZM9 63V62H8ZM54 63V62H53ZM57 63V62H56ZM76 63V62H75ZM110 63V62H109ZM113 63V62H112ZM111 63V64H112ZM155 63V62H154ZM234 63V62H233ZM242 63H244L245 64V66L242 68L241 67V65H242ZM3 64V63H2ZM11 64V63H10ZM14 64V63H13ZM48 64H49V62H48ZM7 65V64H6ZM15 65V64H14ZM30 65V66H29ZM154 65V64H153ZM159 65V64H158ZM164 65V64H163ZM2 66V65H1ZM12 66V65H11ZM19 66V65H18ZM17 66V67H18ZM35 66V65H34ZM39 66V64L37 65V67ZM118 66V65H117ZM157 66V65H156ZM156 66H155V68H156ZM9 67V66H8ZM8 67H4V69L5 68H8ZM17 67H10V68H8V72L6 73V79H7V77H9V78H11L12 76H11V74H15V75H18V73H19V71L21 72V69L20 70H18V68ZM150 67V66H149ZM152 67V66H151ZM41 68H43V67H41ZM1 70H2V68H0ZM25 69L27 70V68L25 67ZM66 69V68H65ZM75 69V68H74ZM73 69V70H74ZM78 69V68H77ZM153 69V68H152ZM160 69H162V68H160ZM26 70H25V72H26ZM30 70V69H29ZM35 70V69H34ZM33 70V71H34ZM43 70V69H42ZM53 70V69H52ZM51 70V71H52ZM60 70V69H59ZM72 69H69L68 68V70H62L63 72H72L73 71ZM145 70V69H144ZM153 70H155V69H153ZM152 70V71H153ZM163 70L164 69H162V70H160L159 72L162 74V75H164V73L165 72H163ZM232 70V69H231ZM6 71H7V69H6ZM28 71V70H27ZM41 71V70H40ZM50 71V72H51ZM78 71V70H77ZM76 71V72H77ZM149 71V70H148ZM169 71V70H168ZM2 72V71H1ZM16 72H17V74H16ZM23 72V71H22ZM19 73V75L20 74H22L23 75V73ZM44 72H46V71H44ZM49 72V71H48ZM57 72H59V71H57L56 69L55 70H53V72H51L50 74H57ZM79 72V71H78ZM77 72V73H78ZM157 72V71H156ZM11 73V74H10ZM8 74V75H7ZM14 74H13V76H14ZM25 74V73H24ZM47 74V73H46ZM74 74V73H73ZM153 74V73H152ZM4 75V74H3ZM17 76V77H22L21 75L20 76ZM27 75H28V73H27ZM40 75H41V73H40ZM64 75V74H63ZM66 75V74H65ZM70 75V74H69ZM68 75V76H69ZM156 75H158V74H156ZM161 75V76H162ZM1 76H2V74H1ZM24 76V75H23ZM46 76V75H45ZM71 76V75H70ZM80 76V75H79ZM15 77V76H14ZM17 77H15V78H17ZM41 77V76H40ZM42 77H44V76H42ZM154 77H156V76H154ZM163 77V76H162ZM14 78V79H15ZM52 78V77H51ZM54 78V77H53ZM52 78V79H53ZM57 78V77H56ZM74 78V77H73ZM73 78H71V79H73ZM80 78V77H79ZM78 77L77 78H74L73 80H71L70 82H65V84L63 83V84H61V85H57V86H55V84H52L53 82H48V83H46V85H47V87L46 88H50L49 90H48V92L50 93V91H57L58 93H64V92H66L67 90H70V87H72V86H74V87H76V88H78V89H80V88H84V87H86V84L88 83V81H90L89 79L88 80H86V79H82V78H80V79H82V80H80ZM86 78V77H85ZM12 79V78H11ZM13 79V80H14ZM21 79V78H20ZM22 79L24 80V81H26L25 80V78L24 77H22ZM21 79V80H22ZM70 79V78H69ZM158 79H159V77H158ZM65 80H67V79H65ZM9 81V80H8ZM7 80H2L1 82H0V90L2 89V90H5L6 89V91L8 90V91H10L9 90V88H11V90H12V94H14V92H16V91H14V90H16L17 88V91H19V87L17 86V85H15V83L12 85L11 84V81H9L8 82ZM15 81H17V80H15ZM42 81H43V79H42ZM49 81V80H48ZM86 81H87V83H86ZM14 82V81H13ZM28 78H27V84H28ZM34 82V81H33ZM41 82V81H40ZM44 82V81H43ZM92 82V81H91ZM90 82V83H91ZM161 82V81H160ZM38 83H39V81H38ZM89 83V85H91ZM153 84V83H152ZM156 84V83H155ZM158 84H159V81H158ZM45 85V86H46ZM93 85V84H92ZM91 85V87H93ZM96 85V86H95ZM188 85V84H187ZM22 86H24V85H22ZM35 86V85H34ZM99 86H100V84H99ZM96 83L94 84V87L92 88V90L94 91V88H95V91L97 90V89H100V87H99ZM148 86V85H147ZM146 86V87H147ZM190 86V85H189ZM222 86H224L223 88H222ZM36 87V86H35ZM44 87V86H43ZM141 87H142V85H141ZM144 87V86H143ZM21 88V87H20ZM27 89L26 91H24V90H22V89ZM23 88H21L20 90H22V91H24L25 92V95H29V94H27L26 92L27 91H30L28 88L29 87H23ZM220 88H222V89H220ZM39 89H41V88H39ZM165 89V88H164ZM44 90H46L47 91V89H44ZM91 89H90V92L89 93H92L93 91H92ZM223 90V91H222ZM7 91V93H10V92H8ZM45 91V93L43 92V93H40V94H38V96L37 95H35V96H37L36 98H37V100H36V98H35V103L37 104V106L39 107V110L40 111H50V113H51V111L53 110V112H52V114L54 113V115L55 116H53V118H54V120L56 121H59V122H64V121H66L67 123H69V125H70V127H69V129L67 130L66 129V132H64L62 135H61V137L59 138V144H58V146H56V144L55 143H57V142H55V143H52V144H55L54 145V147H56V148H58V147H60L61 146V148H63V146H64V142L65 143H69V142H72V143H74V144H76V145H73V150L70 148V147H68V148H70L71 149V151H72V155H73V157H77L76 158V160H78L79 158H81V159H79L80 160V162H81V160L83 159V157H85V160H86V162L87 161H89V160H91V158L90 157H95L96 156V153H97V156L95 157V161H97V163L100 165V166H102V168H104L103 170H105V171H103L102 170V168L100 167V169L102 170H94L95 171V173H93L92 171V173H90V174H88L89 176H91V177H93L92 175H98V174H100V173H102V172H104V173H106V175H105V177L107 178V180H108V178L110 177V179L108 180V181H106V183H103L105 180H106V178H105V180H97L96 178L94 179V178H91L90 179V181L87 179L86 181H84V182H86V184H84V185H82V184H78L79 186L80 185H82L83 186V189L82 190H84V188H86L85 190H84V192H89L90 191V189H91V191L90 192H94L93 194L94 195H96L97 193H95V192H97V190H98V188L101 186V184L100 183H103L102 184V186L103 187H105V185H106V187L105 188H107V190H110V189H112V191L110 192V194H106V195H108V196H106V197H108V199H109V207L111 206V209L108 211V212H102V213H100L99 211H95L94 213V215L92 214L93 213V211L91 212V215L90 216H88V218H86V219H84V220H86V221H84V222H82L81 221V223H84V224H86V228H85V225L83 224V225H81L79 228H84L85 229V231L86 230H90V227H91V230L93 229V232L95 233V231L98 229V227L99 226H101L99 229H101L100 231H105L104 233H103V231H102V233L103 234H105L104 235V237H103V240H105V242H106V244H104L103 246L105 247V250H111L112 251V254H113V252L114 251H118V255H116V253L114 252V254L116 255V256H119V257H111L110 259L112 260V258H113V262H111V260L109 259V261H108V259H107V261L105 262V260L103 259V261H104V263L105 264H111V263H115V261H116V263L115 264H178L179 262L181 263V261H182V259H183V262L185 263V262H189V264L190 263H195V264H233L234 262L233 261H231V262H233V263H231V262H228V261H230V260H228L227 262L225 261V259L226 258H230V257H233V258H236V264H261L260 263V260H261V257H264V252L261 250V251H259V254L261 253V252H263V253H261L262 254V256H260L259 254H257V251L258 250H260V249H258L257 248V246L254 244V246H253V248H252V245L250 246V242L252 241H249V246H248V244L246 245V246H248V247H244L243 248V245H242V243L240 244V243H237V244H235L236 242H234V243H232L233 244V246L231 245L230 246V248H228L227 249V244L225 245L224 243V245L226 246V250L224 249V248H222L223 246L220 244V245H218L217 244V242H219L220 240H222L223 238H224V236H225V234H226V232H225V229L223 228V229H221V224H225L224 222V218H223V216H221V218H220V216L219 217H217L216 216V212L215 213H213V211L214 210H212L211 211V213H209V212H204V214L202 213L203 211H201V214L199 213L200 211L199 210H196V209H194V208H192V210L191 209H189L190 211H189V213L188 214H190V212H194L196 215H198V216H196L195 214H193V215H195L196 217H199V216H201V217H199L200 218V220H201V218H202V220H204V221H200V222H204L205 223V221H209V220H211L212 219V223H213V225H210L211 223V221L209 222L210 224V226H213V227H210V228H204V232H203V227H202V223H201V225H200V222L199 223H197V224H199L197 227H198V229L200 228V230L202 231V234H204L203 236H205V237H207V238H204L203 237V241H204V243H201V244H203V245H201V244H198V248L197 247H195L196 246V243H195V246H193L194 247V250H193V252L189 249V248H191V249H193V247H192V244H191V247H190V245H188L189 243H185V241H184V243H178L177 244V242L176 241H179V239H177L175 236L173 237V236H169L167 239H168V241L166 242V243H164V244H154L157 240H158V238L163 234V229L166 227V228H169V227H173L174 225H175V221H176V218H177V220H178V217L180 218H182V219H184L185 218V215H186V213L188 212V210L187 209H185V210H187V212H185V210H184V212H185V214H184V212H182V211H180L179 210V212H160L159 210L157 211H155V209H154V205H153V201H152V199H154V198H158V197H156L154 194H147V196H146V200L147 201H149V202H147L146 200V202H142L143 204H141V202L139 201V200H137L136 199V197H137V195L135 196V192L134 191H136V190H138V191H136V193L138 192H147V190H150L149 189V187H144L143 185H142V187L139 185V187H138V183H143V181H151V184H152V182L154 181V180H150V179H153V177H155V176H153L154 174V172L153 171H151V170H153V168L151 169V168H149V167H147V166H149V164H152L153 166L152 167H156V165L154 164V162L152 163V161L151 160H149V159H147V162L145 161V163H146V167H147V169L149 170V171H151L152 173H150L151 175H152V178L151 177H149V174L147 175L145 172H146V167H145V165H144V168L145 169H143V168H141V167H143V164H144V161L143 162H141V163H132V161H130V160H128V159H131L130 157H131V155H130V157H129V154H131L132 152H134V146H135V144L134 143H136V142H134L136 139H137V136H135L134 137V135L135 134H132L131 133V135H133V136H131L132 137V140L130 139H127L128 140V142H125L124 141V133L122 132V129L123 128H121V127H123V126H121L120 128L118 127V128H116L115 130H113L111 127H110V125H108L109 123H108V121H106V115L104 116H102L100 113H99V106L101 105V104H104V102L102 103L100 100H99V102H95L94 100H93V97H92V95H86V97H84V95H79L80 97L79 98H72V97H63V98H59V99H49L48 98V93ZM92 91V92H91ZM98 91V90H97ZM167 91V90H166ZM222 93H221V92ZM77 92V91H76ZM10 93V96L12 97V94ZM29 93V92H28ZM33 93V92H32ZM31 93V94H32ZM219 93H221V94H219ZM18 94V93H17ZM75 94V93H74ZM249 94V95H248ZM16 95V94H15ZM21 96V95H20ZM4 97V96H3ZM24 97V96H23ZM27 97V96H26ZM25 97V98H26ZM29 97V96H28ZM57 97V96H56ZM4 99L6 100V98L4 97ZM22 99V98H21ZM179 99H181V98H179ZM190 99L191 100H193L191 97H190ZM20 100V99H19ZM25 100V99H24ZM182 100V99H181ZM4 102H6V101H4ZM15 102H17V100L15 101ZM18 102H20V101H18ZM24 102V101H23ZM27 102H29V101H27ZM27 102H24V103H27ZM117 103H119V101H116ZM186 102V101H185ZM196 102V101H195ZM198 102V101H197ZM214 102V101H213ZM172 103V102H171ZM199 103V102H198ZM30 104V103H29ZM32 104V103H31ZM34 104V103H33ZM113 104L115 105L116 103L115 102H113ZM113 104H111L110 105V109L112 110L113 109V107H114V105ZM210 104H212V103H210ZM17 105V104H16ZM20 105V104H19ZM27 105V104H26ZM117 105V104H116ZM172 105V104H171ZM173 105H174V103H173ZM22 106V105H21ZM168 106V105H167ZM200 106V105H199ZM198 106V108L196 109V116H190V117H187L186 119H184L182 122H184V123H186L188 126H192V124H194L197 120V118H198V116H201V119H200V123L202 124L201 126H203V128L205 129L206 128V130H207V128H209L210 127V125H209V122L211 121L210 119H211V117H210V119H209V116H208V114H206V113H204L203 115H201V112L199 111V109H200V107ZM252 106V107H251ZM175 107V106H174ZM37 108V107H36ZM215 109V108H214ZM243 109H247V110H249V112L247 113V114H245V115H238V113L241 111V110H243ZM29 111V110H28ZM217 110H215L214 112H212V116H214L215 117V115H214V113L216 112ZM27 113V112H26ZM43 113H46V112H43ZM49 113V112H48ZM47 113V114H48ZM49 113V114H50ZM217 113V112H216ZM72 114H73V117H72ZM74 114H77V116H75ZM80 114H81V116H80ZM0 115H1V113H0ZM37 115H39V114H37ZM78 115H79V117L82 119L81 120V122H83V123H85V124H83V125H85V129H87V131H90V133H91V138H88V136L86 137V139L84 138L85 137V135L86 134H89L88 132H82V130L84 129V127H83V129L82 128H80L81 126H80V124L81 123H79L80 121H78L79 120V118H78ZM32 116V115H31ZM75 116V117H74ZM174 116V115H173ZM33 117V116H32ZM47 117V116H46ZM49 117V116H48ZM172 117V116H171ZM213 117V118H214ZM1 118V117H0ZM31 118V117H30ZM36 118V117H35ZM44 118V117H43ZM42 118V119H43ZM174 118H176V117H173V119ZM183 118V117H182ZM36 119H38V118H36ZM40 119V118H39ZM38 119V120H39ZM77 119V120H76ZM33 120V119H32ZM75 120V121H74ZM12 121V120H11ZM16 121H18V120H16ZM56 121V122H57ZM120 121H122L121 119H120ZM174 121H175V119L174 120H169L168 122H169V124L171 125H173L174 126ZM39 122V121H38ZM61 122V123H62ZM70 122H71V124H70ZM199 122V121H198ZM2 123V122H1ZM15 123V122H14ZM28 123V122H27ZM36 123V122H35ZM211 123V122H210ZM31 124H32V122H31ZM63 124V123H62ZM79 124V125H78ZM8 125V124H7ZM9 125H11V124H9ZM33 125H35V124H33ZM154 125V124H153ZM171 125V126H172ZM4 126H5V124H4ZM28 126V125H27ZM67 126H68V124H67ZM216 127H217V124L215 125ZM220 126H222V125H218V127H220ZM3 127V126H2ZM7 127H9V126H7ZM6 127V128H7ZM224 127V126H223ZM25 128V127H24ZM211 128H212V126H211ZM5 129V128H4ZM14 129V128H13ZM13 129L10 131L11 133V135L10 136H8L7 134H9V133H7V134H4V133H2L1 132V134H0V136L3 138V139H0V142H6L7 141V143H9L8 145H7V147L6 148H8V150H9V147L8 146H10L11 148L13 147V149L12 150H15V149H17L16 151L17 152H19V153H21V154H23L25 157L27 156V157H30L31 159L32 158H34L35 156V158H38L41 162H46V161H49L48 159L50 158V152L49 151H46V152H44V153H47V152H49V153H47L48 154V156L47 155H45V154H43V152H42V154L44 155V156H42V157H45V156H47L48 157V159H46V158H44V160L46 159V161H42V159L43 158H39V157H41L40 156V154L38 153V155H37V152H39L40 151V153H41V151H42V147H45V145L47 146H49L50 145V143H49V139H51L50 137L52 136V137H54V138H56L55 136H54V132H53V134H52V131H50L49 132V129L47 130L49 133H46L47 135H45V134H42V133H40V131L38 132V130L37 131H33V134L32 133H30V134H27V133H29L28 131H24V129L22 130V127H21V130H17V131H13ZM26 129V128H25ZM29 129V128H28ZM133 129H135V128H133ZM132 129V130H133ZM153 129V128H152ZM158 129V128H157ZM34 130V129H33ZM170 130V129H169ZM254 130V131H255ZM13 131V132H12ZM30 131V130H29ZM155 131V130H154ZM153 131V132H154ZM259 131H257V132H259ZM6 132V131H5ZM31 132V131H30ZM174 132V131H173ZM172 132V133H173ZM209 132V131H208ZM248 132V131H247ZM250 132H253V131H251L250 130ZM45 133V132H44ZM59 133V132H58ZM85 133V134H84ZM136 133V132H135ZM139 133H141V132H139ZM142 133H144V132H142ZM157 133V132H156ZM156 133H152V134H156ZM174 133H177V134H175L176 136H178V137H183V141H185V140H187L188 139V137H189V134L190 133H187V132H184L183 133V131L182 130H180V131H175ZM173 133V134H174ZM254 133V132H253ZM7 135L8 136V139H9V141L11 142V144H10V142L8 141V139L7 140H5V136H3V135ZM159 134H160V132H159ZM162 134H163V132H162ZM161 134V135H162ZM168 134V133H167ZM243 134V133H242ZM252 134V133H251ZM56 135V134H55ZM60 135V134H59ZM137 135V134H136ZM147 136H148V134H146ZM160 135V136H161ZM204 135V134H203ZM209 135V134H208ZM6 136V137H7ZM159 136V135H158ZM247 136V135H246ZM0 137V138H1ZM28 137V138H27ZM46 137H48V139H46ZM129 137V136H128ZM139 137V136H138ZM149 137V136H148ZM154 137V136H153ZM186 137V138H185ZM203 137V136H202ZM210 137V136H209ZM21 138V139H20ZM23 138V139H22ZM27 138L28 140H29V138L31 139V140H33V141H35V147L34 146H31V147H34V149H33V152H31V150L32 149H27V151H29V152H27V151H25V147H27L26 145H25V147L23 146V144H26V143H23V144H20V143H22L23 142V140H24V142H26L25 141V139ZM161 138H163L162 136H161ZM160 138V139H161ZM174 138V137H173ZM191 138H193V137H191ZM12 139V140H11ZM18 139V140H17ZM19 139H20V141H19ZM26 139V140H27ZM58 139V138H57ZM178 139V138H177ZM185 139V140H184ZM2 140V141H1ZM4 140V141H3ZM17 140V141H16ZM54 140V139H53ZM53 140H52V142H53ZM138 140V139H137ZM210 140V139H209ZM13 141H15V143H13ZM4 142V143H5ZM61 142V143H60ZM76 142H78V143H76ZM186 142V141H185ZM6 143V144H7ZM17 143H19V144H17ZM33 143V142H32ZM37 143V144H36ZM62 143H63V146H62ZM181 143V142H180ZM183 143V142H182ZM14 144H16V146H18V147H16ZM31 144V143H30ZM50 145L51 147H53V145ZM137 144V143H136ZM185 144V143H184ZM12 145V146H11ZM19 145H22V146H19ZM36 145H38L37 146V148H36ZM72 145V144H71ZM130 145V146H129ZM175 145V144H174ZM177 145V144H176ZM6 146V145H5ZM4 146V147H5ZM15 146V147H14ZM50 146H49V148H50ZM69 146V145H68ZM116 146H119V148H116ZM21 147V148H20ZM24 147V148H23ZM29 147V146H28ZM65 147H67V146H65ZM146 147V146H145ZM1 148H2V145H1ZM15 148V149H14ZM48 148V149H49ZM142 148H143V146H142ZM5 149V148H4ZM4 149H2L1 151L2 152H4V153H6L7 151H6V149H5V151H3ZM22 149H24V152H27V153H24V152H22ZM38 149V150H37ZM46 149V148H45ZM59 149V148H58ZM64 149V148H63ZM145 149V148H144ZM143 149V150H144ZM35 150H36V152H35ZM139 150V149H138ZM148 150H150V149H148ZM174 150V149H173ZM52 151V150H51ZM55 151V150H54ZM60 151V150H59ZM59 151H57V153L59 152ZM65 151V150H64ZM140 151H142V150H140ZM139 151V152H140ZM9 152H11L10 150H9ZM13 152V151H12ZM63 152V151H62ZM131 152V153H130ZM138 152V153H139ZM178 152V151H177ZM8 153V152H7ZM14 153V152H13ZM18 153V154H19ZM31 153H33L34 154V156L31 154ZM35 153H36V155H35ZM136 152H134L133 154H135ZM141 153V152H140ZM144 153V152H143ZM12 154V153H11ZM25 154H30L29 156L28 155H25ZM41 154V155H42ZM58 154H60V153H58ZM64 154V153H63ZM93 154V155H92ZM99 154V155H98ZM132 154V155H133ZM0 155H1V153H0ZM2 155H4V154H2ZM31 155H32V157H31ZM92 155V156H91ZM95 155V156H94ZM139 156H142L143 154L141 153V154H138ZM138 155H136V157L138 156ZM145 155V154H144ZM202 155V154H201ZM4 156H6V154L4 155ZM20 156V155H19ZM53 156H55V155H53ZM1 157V156H0ZM63 157V156H62ZM89 157V158H88ZM30 158H26V159H29L30 160ZM52 158V157H51ZM54 158V157H53ZM59 158H61V156L59 157ZM133 158H135V157H133ZM10 159V158H9ZM22 159H24V157L22 158ZM21 159V160H22ZM26 159H25V161H26ZM70 159V158H69ZM199 159V158H198ZM20 160V161H21ZM28 160V161H29ZM35 160V159H34ZM51 160V159H50ZM78 160V161H79ZM128 160V161H127ZM192 160V159H191ZM11 161V160H10ZM33 161V160H32ZM149 161H150V163H149ZM193 161V160H192ZM197 161V160H196ZM34 162V161H33ZM61 162V161H60ZM92 162V161H91ZM1 163V162H0ZM11 163V162H10ZM30 163V162H29ZM62 163V162H61ZM261 163H263V162H261ZM25 164H26V162H25ZM28 164V163H27ZM88 164H90L89 162H88ZM135 164V165H134ZM140 165V168H138L139 167V165ZM264 164V163H263ZM13 165H15V164H13ZM32 165V164H31ZM45 165V164H44ZM43 164H42V166H44ZM82 165L83 164H81V167H82ZM85 165H86V163H85ZM155 165V166H154ZM200 164L199 163H197L196 165H194L193 164V166L194 167H197L198 169H204L205 167L207 168V166H206V164L204 165V167L202 166L203 164H201V166L200 167H198ZM5 166H6V164H5ZM92 166H93V164H92ZM136 166H138V167H136ZM151 166V165H150ZM11 167V166H10ZM83 167H85L84 165H83ZM88 167V166H87ZM118 167H120V169H122V173H123V175H124V173H127V171L130 173V172H133V175H132V173L131 174H128V177L129 176H134V177H138V178H141V177H143V178H141V180H137V178L135 179L134 177H127V175H126V177L128 178L127 180L125 179L124 180V182H126V183H128V185L130 186V188H132L133 189V187L135 186V185H137V187L135 186L134 188H136L135 190H132V189H128V193L127 192H125L126 193V197H124V198H126V200L125 201H127L126 202V204L124 205V207L127 209H131V208H133V207H135V206H139V208H140V210H138V213L136 214V215H132V216H130V217H127V213H125V212H127V211H125L124 212V207H123V209H121V212H117L115 209H113L112 208V205L115 203V201H117V197H116V195L118 196V194H116L115 195V192H114V190H115V188L117 187V183H118V181L119 180H117V181H115V179H116V175H117V172L116 171H120L119 169L118 170H116ZM129 167H131V170H130V168ZM163 167L164 166H162L160 169L161 170H163ZM203 167V168H202ZM221 167V166H220ZM98 167H96L95 169H97ZM125 168H129V170H126ZM157 168V167H156ZM166 167H164V171H166L167 169H168V167H167V169H165ZM229 168V167H228ZM3 169V168H2ZM8 169V168H7ZM80 169V168H79ZM87 169V168H86ZM124 169L126 170V172H124ZM145 170L144 172L143 171H140V170ZM155 169V168H154ZM187 169V168H186ZM189 169H191V168H189ZM11 170V169H10ZM16 170H17V168H16ZM24 169H22V171H23ZM88 170V169H87ZM91 170H92V168H91ZM114 170H116V171H114ZM147 170V172H149ZM157 171V173H156V171ZM154 171H155V173L156 174H160L159 173V171H161V170H157V169H155ZM220 170V169H219ZM230 170V169H229ZM18 171V170H17ZM44 171H45V169H44ZM81 171H83L82 172V174L81 173H78V175H79V177L80 176H82L83 174H84V169L83 170H81ZM81 171H79V172H81ZM97 171H100V172H97ZM198 171V170H197ZM222 171L223 172H226V171H228V169H227V166L226 167H222ZM231 171V170H230ZM76 172H78L77 170H76ZM116 172V173H115ZM136 172H138V176H137V173ZM200 172V171H199ZM202 172V171H201ZM229 172V171H228ZM42 174H43V172H41ZM86 173H87V171H86ZM107 173H108V175H107ZM115 173V174H114ZM121 173V172H120ZM134 173H136V174H134ZM139 173H140V175H139ZM163 173V172H162ZM167 173V172H166ZM185 173V172H184ZM17 174H18V172H17ZM53 174V173H52ZM77 174V173H76ZM76 174H74V175H76ZM92 174V175H91ZM5 175H7V174H5ZM35 175V174H34ZM44 175H46V174H44ZM78 175H76V178H77V176ZM87 175V174H86ZM102 175V174H101ZM119 175H121V174H118L117 176H119ZM136 175V176H135ZM177 175V174H176ZM199 175V174H198ZM197 175V176H198ZM212 175V174H211ZM1 176V175H0ZM13 176V175H12ZM100 175H98V177H99ZM107 176H109V177H107ZM20 177V176H19ZM18 177V178H19ZM37 177V176H36ZM188 177V176H187ZM195 177V176H194ZM227 177V176H226ZM37 178H39V177H37ZM90 178V177H89ZM113 178H115V179H113ZM125 178V177H124ZM131 178V179H130ZM150 178V179H149ZM158 178V177H157ZM200 178V177H199ZM210 179H208V181H206L205 183L207 184L208 182V184H210V183H212V179H211V177H209ZM40 179V178H39ZM46 179H47V177H46ZM53 179V178H52ZM51 179V180H52ZM59 179H60V177H59ZM85 179V178H84ZM122 179V178H121ZM146 179V180H145ZM171 179H172V177H171ZM42 180V179H41ZM97 180V181H96ZM143 180V181H142ZM194 180H195V178H194ZM201 180V179H200ZM199 180V181H200ZM210 180V181H209ZM35 181V180H34ZM72 181V180H71ZM78 181V180H77ZM89 183H88V182ZM101 181H103V182H101ZM157 181V180H156ZM172 181V180H171ZM186 181V180H185ZM202 181V180H201ZM108 182V183H107ZM117 182V183H116ZM122 182H123V180H122ZM122 182H120L119 181V184L120 183H122ZM123 182V183H124ZM136 182H138V183H136ZM167 182H169V181H167ZM65 183V182H64ZM78 183V182H77ZM116 183V184H115ZM126 183H124V184H126ZM132 183H134V184H132ZM154 183H155V181H154ZM153 183V184H154ZM191 183V182H190ZM105 184V185H104ZM130 184H132L133 185V187H132V185H130ZM145 184V183H144ZM150 184V183H149ZM149 184H148V186H149ZM191 184H193V182L191 183ZM200 184V183H199ZM67 185V184H66ZM73 185H75V184H72V186ZM127 185V184H126ZM128 185H127V188H128ZM187 185H189V183L187 184ZM194 185V184H193ZM234 185V184H233ZM97 186H99L98 188H97ZM101 186V188H103ZM109 187V189H108V187ZM120 186H121V184H120ZM59 187V186H58ZM76 188H77V186H75ZM94 187V188H93ZM95 187L97 188V189H95ZM194 187H195V185H194ZM193 186H191L190 188H194ZM199 187V186H198ZM236 187V186H235ZM48 188V187H47ZM80 188H82L81 186H80ZM114 188V189H113ZM140 188H142V189H140ZM143 188H146V191H143V190H145V189H143ZM184 188V187H183ZM50 189V188H49ZM52 190H53V188H51ZM79 189V188H78ZM89 189V190H88ZM100 189V188H99ZM117 189V191H118V189H119V186L116 188ZM182 189V188H181ZM180 189V190H181ZM185 189V188H184ZM208 189V190H207ZM206 189V191H205V193H202L201 194V196L202 195H204V194H206V193H208V192H212V190H210L209 188H207ZM235 190H236V188H234ZM51 190V191H52ZM93 190V191H92ZM94 190H96V191H94ZM179 190V189H178ZM186 190H188V189H185L184 191L186 192ZM191 190H193V189H191ZM210 190V191H209ZM40 191V190H39ZM38 191V192H39ZM116 191V190H115ZM129 191H131V192H133V193H130ZM183 191V190H182ZM42 192V191H41ZM46 192V191H45ZM54 192H55V190H54ZM53 192V193H54ZM108 192V193H109ZM149 192V191H148ZM151 192V191H150ZM178 192H180V191H178ZM211 192L209 193V195L211 194ZM60 193V192H59ZM61 193H63V192H61ZM117 193V192H116ZM121 193V192H120ZM175 193H176V191H175ZM188 193V192H187ZM213 193V192H212ZM55 194H56V192H55ZM186 194V193H185ZM98 195V194H97ZM174 195H176V194H174ZM199 195V194H198ZM89 196V195H88ZM98 196H100V195H98ZM98 196H96V197H98ZM182 197L184 196V195H181ZM201 196H198V197H200L201 198ZM212 196V195H211ZM96 197H94L93 196V199H91V201L93 202V200L95 201V200H97V198ZM122 197V196H121ZM171 196H169L168 198H170ZM173 197V196H172ZM175 197H178V199H179V197H180V195L178 196V194H177V196H175ZM187 196H184L183 197V199L184 198H186ZM197 197V196H196ZM262 198H264V195L263 196H261ZM92 198V197H91ZM99 198V197H98ZM102 198V197H101ZM199 198V200H200V203H201V201H205L204 199H206L207 200V202H209V198H210V196H208V194L207 195H205V196H202V198L200 199ZM255 199L254 200H256V198H257V200H258V198L259 197H254ZM66 199V198H65ZM156 199H154L155 200V203L158 201V200H156ZM158 199H160V200H162L160 197L158 198ZM177 199V198H176ZM176 199H174L173 198V200H176ZM181 200H183L182 198H180ZM189 199V198H188ZM191 199V198H190ZM203 199V200H202ZM217 199V198H216ZM184 200H186V199H184ZM215 200V199H214ZM213 200V201H214ZM89 201V200H88ZM151 201V202H150ZM210 201H211V199H210ZM173 202H175V201H173ZM188 202V201H187ZM207 202L205 201L204 203H206L207 204ZM254 202V201H253ZM66 203V202H65ZM96 203V202H95ZM95 203L93 202V206H92V203H91V206L90 207H96V205H95ZM140 203V204H139ZM150 203H151V205H150ZM159 203H160V201H159ZM210 203V202H209ZM68 204H70V203H68ZM88 204H90L89 202H88ZM182 204H184V203H182ZM188 204H189V202H188ZM203 204V203H202ZM95 205V206H94ZM104 205V204H103ZM102 205V206H103ZM156 205V204H155ZM190 205V204H189ZM66 206V205H65ZM80 206V205H79ZM79 206H76V207H79ZM154 206V207H153ZM191 206H194V205H190L189 207H191ZM225 206V205H224ZM54 207V206H53ZM81 207H83V208H81ZM86 206L85 205H81L80 206V208H77L78 210H80V209H84ZM87 207H89V205L87 206ZM86 207V208H87ZM153 207V208H152ZM195 207H197V206H195ZM226 207H227V205H226ZM240 207H242V206H240ZM107 208V207H106ZM136 208H138V207H136ZM138 208V209H139ZM159 208V207H158ZM198 208V207H197ZM216 208V207H215ZM77 209H75V210H77ZM118 209V208H117ZM180 209V208H179ZM184 209V208H183ZM194 209V210H193ZM241 208H239V210H240ZM85 210V209H84ZM196 210V211H195ZM221 210V209H220ZM223 210V209H222ZM81 211V210H80ZM174 211V210H173ZM198 211V212H197ZM241 211V210H240ZM73 212V211H72ZM76 212V211H75ZM84 212V211H83ZM82 212V213H83ZM86 212V211H85ZM84 212V213H85ZM97 212V213H96ZM137 212V211H136ZM74 213V212H73ZM83 213V214H84ZM89 213V212H88ZM87 212L85 213V215H87L88 214ZM131 213H132V211H131ZM130 213V214H131ZM135 213V212H134ZM240 213V212H239ZM242 213V212H241ZM240 213V214H241ZM34 214V213H33ZM66 214V213H65ZM82 214V215H83ZM90 214V213H89ZM88 214V215H89ZM133 214V213H132ZM187 214V216H186V218H189L188 216H191V214L190 215H188ZM240 214H239V216H240ZM243 214V213H242ZM242 214H241V218H242ZM28 215V214H27ZM39 216H40V214H38ZM74 215V214H73ZM76 215V214H75ZM81 215V214H80ZM215 215V216H214ZM224 215V214H223ZM128 216H129V214H128ZM194 216V217H195ZM65 217V216H64ZM80 217V216H79ZM83 217V216H82ZM193 217V216H192ZM193 217V218H194ZM214 217H216V219H218V218H220L219 220H215L214 219ZM243 217H244V214H243ZM31 218V217H30ZM47 218V217H46ZM59 218V217H58ZM60 218H61V216H60ZM62 218H63V216H62ZM60 219V220H63V219ZM69 218V217H68ZM67 218V219H68ZM84 218V217H83ZM185 218V219H186ZM255 218H257L256 216H255ZM36 219V218H35ZM159 219H161V220H159ZM175 219V221H173ZM182 219H180L181 220V222H182ZM226 219V218H225ZM239 219H240V217H239ZM254 219V218H253ZM28 220V219H27ZM47 220V219H46ZM59 220V219H58ZM75 220V219H74ZM188 220V219H187ZM197 220H199V219H197ZM196 220V221H197ZM41 221V220H40ZM49 221H51V219L49 220ZM66 221H68V220H66ZM173 221V222H172ZM216 221V222H215ZM218 221H220L219 223H217ZM244 221V222H243ZM246 220H242V219H240V225H241V223H242V225L240 226L241 227V229H240V236H245V237H247L248 235H251V233H252V231H251V229L250 228H248V226H246L245 224H246V222H245ZM61 222V221H60ZM74 223H75V221H73ZM146 222V223H145ZM157 222V223H156ZM37 223H38V221H37ZM59 223V222H58ZM63 223H65V221H63ZM66 223H69V222H66ZM71 223V222H70ZM143 223H145L146 225H147V223H148V225H151V226H148V228L146 229H142L141 227H142V224ZM174 223V224H173ZM207 223V222H206ZM215 223V224H214ZM245 223V224H244ZM34 224V223H33ZM49 224V223H48ZM50 224H52L51 222H50ZM217 224V225H216ZM255 224H260V222L258 223H256L255 222ZM36 225V224H35ZM39 225H40V223H39ZM43 225V224H42ZM87 225H89V226H87ZM196 225V224H195ZM214 225H216V226H214ZM218 225H220V227H218ZM202 228H201V227ZM257 226V225H256ZM258 226H260V225H258ZM34 227V226H33ZM37 227V226H36ZM44 227H47V226H44ZM49 227V226H48ZM68 227V226H67ZM72 227V226H71ZM194 227V226H193ZM225 227V226H224ZM50 228V227H49ZM49 228H47V229H49ZM64 228V227H63ZM77 228V227H76ZM79 228H78V230H79ZM88 228V229H87ZM96 228V230H94ZM212 228V229H211ZM213 228H214V230L216 231V232H219L220 234L219 235H217V233L213 230ZM218 228V229H217ZM226 228V227H225ZM29 229H31L32 231H39L40 230V232H41V234H43V233H45V232H47L46 231V229H35V230H33V228H29ZM75 229V228H74ZM220 229H221V231H220ZM7 230V229H6ZM25 230V229H24ZM81 230V229H80ZM205 230L207 231V232H205ZM211 232H210V231ZM219 230V231H218ZM227 230V229H226ZM229 230V229H228ZM8 231H10V230H8ZM26 231V230H25ZM24 231V232H25ZM27 231H29L30 232V230H27ZM68 231V230H67ZM99 231V230H98ZM98 231H96V232H98ZM7 232V231H6ZM24 232H23V234H24ZM49 232V231H48ZM70 232V231H69ZM76 232H78V231H76ZM83 232V231H82ZM88 232V231H87ZM91 231H89V233H87L88 234V237L90 238V240L92 241H90L89 243L91 244H93V242L96 244L95 246H93L94 248H96V246H98V248H100L99 246H101L100 244L98 245V241L99 240H97V243H96V241H94V240H96L97 238H96V236H97V233L94 235V238H93V236L92 235H90L91 233L93 234V232H91ZM183 232H184V230H183ZM186 232V231H185ZM5 233V232H4ZM32 233V232H31ZM39 233V232H38ZM52 233H53V231H52ZM135 233V234H134ZM197 233V232H196ZM209 233V234H208ZM228 233V232H227ZM67 234V233H66ZM76 234H78V233H76ZM194 234V233H193ZM201 234V235H202ZM208 234V235H207ZM230 234V233H229ZM253 234V233H252ZM3 235V234H2ZM45 235H47V234H45ZM98 235H99V233H98ZM177 235V234H176ZM6 236H8V234H6ZM54 236V235H53ZM66 236V235H65ZM72 236H74V235H72ZM90 236H92V237H90ZM39 237V236H38ZM80 237V236H79ZM82 237V236H81ZM87 237V239H89ZM98 237V236H97ZM257 237V236H256ZM255 237V238H256ZM4 238V237H3ZM9 238V237H8ZM16 238V237H15ZM14 238V242H16V239ZM18 238H21V236H19ZM23 238V237H22ZM99 238H100V236H99ZM98 238V239H99ZM261 238V237H260ZM1 239V238H0ZM5 239V238H4ZM63 239V238H62ZM65 239V238H64ZM80 239V238H79ZM101 239H102V237H101ZM160 239V238H159ZM166 239V238H165ZM202 239V238H201ZM226 239V238H225ZM240 239V238H239ZM238 239V240H239ZM27 240V239H26ZM31 240V239H30ZM29 240V241H30ZM36 240V239H35ZM53 240V239H52ZM56 240V239H55ZM82 240H84V238L82 239ZM12 241V240H11ZM11 241H9V242H11ZM18 241V240H17ZM54 241V240H53ZM85 242H86V240H84ZM89 241V240H88ZM254 241H255V239H254ZM26 243H27V241H25ZM35 242V241H34ZM38 242V241H37ZM63 242V241H62ZM83 242V241H82ZM165 242V241H164ZM208 242H210V243H208ZM239 242V241H238ZM13 243V242H12ZM23 243H24V241H23ZM55 243V242H54ZM87 243V242H86ZM88 243V244H89ZM200 243V242H199ZM208 243V244H207ZM14 244V243H13ZM17 244V243H16ZM28 244H30V243H28ZM28 244H26V245H23V246H21V245H19L20 247V251L22 252L23 251V253H22V256H24V259L22 258V259H20V252H18V248H17V250L15 251V252H10L9 254H7L6 255V253H8V252H6V253H4L3 252V254H5V255H1L0 257L2 258V259H4V258H7L9 261L10 260H12L13 261V263H14V261H15V257H16V261H15V263L16 264H23V261L22 260H28V262L30 261V259H27V257H28V255H27V257L25 258V255H24V252L26 251V253L28 252V250H30V246H32L31 244L30 245H28ZM34 245H35V243H33ZM39 244V243H38ZM63 244V243H62ZM188 245V246H186V245ZM245 244V243H244ZM55 245V244H54ZM72 245V244H71ZM242 245V246H241ZM263 245V244H262ZM4 246V245H3ZM11 246V245H10ZM17 246H18V244H17ZM43 246V245H42ZM69 246V245H68ZM90 246H92V245H90ZM180 246L182 247H188V248H181V249H184V250H186V251H184V253H181V251H179L180 253H179V255H177L178 253V249L180 250ZM206 246V247H205ZM256 246V248H255V250H254V247ZM37 246H35V249H37L36 248ZM54 247V246H53ZM73 247V246H72ZM87 247V246H86ZM200 247V248H199ZM250 247V248H249ZM51 248H52V244H51ZM70 248V247H69ZM107 248V249H106ZM198 249V251H199V253L198 252H196V249ZM205 248H206V250H205ZM207 248H211L212 250H211V252H212V259L210 258H206V257H199L200 259L198 260V258L196 257V253H198V255L201 253V251L203 252V250H204V252L203 253H205V252H209V249L207 250ZM260 248V247H259ZM10 249V248H9ZM15 249V248H14ZM90 249H92V248H90ZM89 249V250H90ZM189 249V250H188ZM256 249H258L257 251H256ZM53 250V249H52ZM104 250V249H103ZM201 250V251H200ZM214 250V251H213ZM30 251H33V248L30 250ZM46 251H47V248H46ZM68 251V253H69V250H67ZM72 251V250H71ZM93 252H94V250H92ZM98 251V250H97ZM108 251V252H109ZM111 251L109 252V253H111ZM189 251V252H188ZM250 251L252 252L251 253V256H252V258L250 257ZM254 251H256V253L254 252ZM74 252V251H73ZM106 252V251H105ZM182 252H183V250H182ZM194 252H196L195 254H193ZM2 253V252H1ZM16 253H17V255H16ZM19 253V254H18ZM31 253V252H30ZM40 253V252H39ZM67 253V254H68ZM92 253V252H91ZM107 253V252H106ZM177 253V254H176ZM203 253L201 254V256H203ZM210 253V252H209ZM28 254V253H27ZM40 254H42V253H40ZM70 254H73V253H69V256H70ZM77 254V253H76ZM93 254V253H92ZM96 254V253H95ZM113 254V255H114ZM120 254H121V256H120ZM31 255H33V254H31ZM34 255H35V252H34ZM44 255V254H43ZM43 255H38L37 256V254H36V258L34 259V262H40V260L43 258ZM66 255V254H65ZM195 255V256H194ZM7 256V257H6ZM17 256H19V261L17 260ZM30 256V255H29ZM77 256V255H76ZM102 256V255H101ZM183 256V257H182ZM194 256V257H193ZM31 257V256H30ZM30 257H28V258H30ZM33 257V256H32ZM31 257V258H32ZM61 257V256H60ZM66 257V256H65ZM90 257V256H89ZM177 257V258H176ZM258 257H260V260H259V258ZM0 258V260L1 261H3L2 259ZM71 258H73V256L71 257ZM87 258V257H86ZM92 258V257H91ZM93 258H94V256H93ZM98 258H99V256H98ZM116 258H118L119 259V261L116 259ZM251 258V259H250ZM69 258H67L66 260H68ZM76 259V258H75ZM78 259V258H77ZM116 259V260H115ZM264 259V258H263ZM36 260V261H35ZM80 260V259H79ZM78 260V261H79ZM100 260V259H99ZM180 260V261H179ZM188 260V261H187ZM22 263H21V262ZM47 260H45L44 261V263L46 262ZM51 261V260H50ZM65 261V260H64ZM77 261V260H76ZM75 261V262H76ZM176 261V262H175ZM262 261V260H261ZM33 262V258H32V261H30L29 262V264H33L32 263ZM42 262V261H41ZM54 262H56V261H54ZM53 262V263H54ZM81 262H82V260H81ZM96 262V261H95ZM9 263V262H8ZM25 263V262H24ZM49 263V262H48ZM57 264H63L62 262H56ZM56 263H54V264H56ZM83 263V262H82ZM85 263V262H84ZM263 263V262H262ZM26 264H27V262H26ZM50 264V263H49ZM69 264V263H68ZM80 264V263H79ZM88 264V263H87ZM103 264V263H102ZM186 264H188V263H186Z\"/></svg>","mask_w":264,"mask_h":264}]
</instances>
